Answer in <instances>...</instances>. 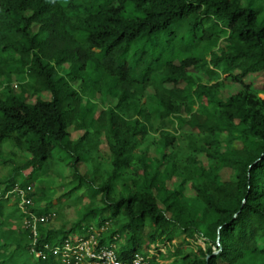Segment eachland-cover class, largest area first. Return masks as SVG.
I'll use <instances>...</instances> for the list:
<instances>
[{
    "label": "trees",
    "instance_id": "trees-1",
    "mask_svg": "<svg viewBox=\"0 0 264 264\" xmlns=\"http://www.w3.org/2000/svg\"><path fill=\"white\" fill-rule=\"evenodd\" d=\"M260 73L264 0H0V148L11 170L0 179V264H61L30 253L12 192L25 191L36 218L54 214L33 182L56 164L74 191L99 199L67 230L38 223V250L98 217L101 245L125 236L121 261L264 264V99L244 84ZM222 78L241 89L223 98ZM94 95L107 107L93 119ZM159 244L165 254L138 251Z\"/></svg>",
    "mask_w": 264,
    "mask_h": 264
},
{
    "label": "rangeland",
    "instance_id": "rangeland-1",
    "mask_svg": "<svg viewBox=\"0 0 264 264\" xmlns=\"http://www.w3.org/2000/svg\"><path fill=\"white\" fill-rule=\"evenodd\" d=\"M27 78V76H26ZM16 79H12V87L14 89V85L17 84ZM203 82L207 81V78L203 75L202 76ZM223 83V89L221 91V96L223 98L235 94L241 89V86L236 83H232L225 78H222ZM1 83H3V80H0ZM244 84L248 85L249 88L254 91L256 94L259 95L260 98L264 99V74H254L248 76L244 80ZM181 86V85H180ZM16 92H18V85L17 88L14 89ZM47 94H43L44 99H48ZM92 102L95 103V106H97V109L95 108L93 112V119L96 118L99 114V111L103 108H106L104 100H102L99 95H94L92 98ZM70 131V138L75 139L79 137L80 132H72ZM184 133H190L195 132V130H190L189 128L185 127L182 129ZM153 139H157V136H150L149 141ZM101 157L103 161L107 160L106 155H108V150L106 147V142L104 137H101L99 139V146H98ZM9 148L4 146L0 148V179H7L10 177V167L4 166L2 163L3 159H7L9 156ZM15 157L13 160L21 164L23 162V159H25L26 156H23V154L19 152H14ZM65 157V153H59L55 155V158ZM59 161V160H58ZM56 162V161H55ZM78 172L80 176L82 177L85 173L86 167L84 164L80 163L77 165ZM62 164L58 166L57 164L52 166L51 171L40 178V180H35L33 182V192L38 195L41 199V207H44L46 205V202H49L50 204V211L51 213H54V219L49 223L50 227H54L55 229H59L61 227H65V230H67L73 223H75L79 218H81L92 206L93 204H97V200L99 199V196L90 197V193L88 192V188L86 186H81L78 190H73L76 186L74 183V180L71 175V170L69 168H65L62 170ZM25 175H28L30 173V169L23 171ZM222 175L224 177H228L231 175L230 171L225 169L222 171ZM40 186L39 190L36 188ZM167 187L171 188V183H167ZM185 194L191 195L190 187L187 185L185 188ZM12 204L9 203L8 206L10 207ZM99 222L98 217H93V219H87L85 223L82 224V227H85L86 225L89 226V228L93 229L96 232V224ZM109 228V225L107 226ZM73 234V233H72ZM85 234V233H84ZM79 235L78 232L75 233V235H72L74 237H77ZM102 237H104V234H102ZM197 245H200L204 247V244L202 243V240H198ZM116 253H120V250L123 246H125V236L120 237L117 241L114 242ZM160 245V244H159ZM138 251L140 253H146V251L143 248H139ZM26 261L30 264H34L32 259L29 256L25 257Z\"/></svg>",
    "mask_w": 264,
    "mask_h": 264
},
{
    "label": "built area",
    "instance_id": "built-area-1",
    "mask_svg": "<svg viewBox=\"0 0 264 264\" xmlns=\"http://www.w3.org/2000/svg\"><path fill=\"white\" fill-rule=\"evenodd\" d=\"M17 88V84L14 85V89ZM27 192L30 188H27ZM12 192L18 193L20 198L19 209L23 215V224L29 227L32 232V248L30 253L35 259L45 260L47 258H54L61 264H149V256H142L140 254H134L130 261H121L116 253L114 242L107 245H101L99 243L101 234L95 232L93 229H89L85 234L77 237H71L65 240L60 246H44L43 249L38 250L36 246V226L37 224H48L54 219V214L48 215L42 218H36L34 215L28 212L26 205L30 203V200L25 198L24 190L14 189ZM8 197L7 195L4 198ZM156 246H151L148 250V255H151ZM151 253V254H150Z\"/></svg>",
    "mask_w": 264,
    "mask_h": 264
},
{
    "label": "crops",
    "instance_id": "crops-1",
    "mask_svg": "<svg viewBox=\"0 0 264 264\" xmlns=\"http://www.w3.org/2000/svg\"><path fill=\"white\" fill-rule=\"evenodd\" d=\"M156 247H158V249H157V251H159V252H161V253H163V254H165L167 251H166V248H165V244H161V246L159 245H157ZM156 251V249L152 252V254H156L155 252H157ZM151 254V253H150ZM151 254V255H152ZM162 263V262H161ZM164 263H167V262H164Z\"/></svg>",
    "mask_w": 264,
    "mask_h": 264
}]
</instances>
